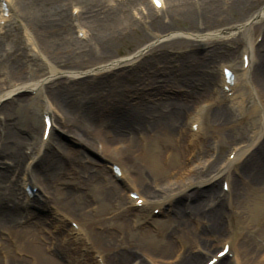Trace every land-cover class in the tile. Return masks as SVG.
Instances as JSON below:
<instances>
[{
  "label": "bare ground",
  "instance_id": "bare-ground-1",
  "mask_svg": "<svg viewBox=\"0 0 264 264\" xmlns=\"http://www.w3.org/2000/svg\"><path fill=\"white\" fill-rule=\"evenodd\" d=\"M168 1L170 7L176 4L183 6L186 11L192 5L186 0ZM204 1L206 0H201L203 3ZM137 2L143 9L147 10L150 7L147 1L138 0ZM162 2L167 6V1L165 3V0H162ZM151 4L153 7L157 6L154 0H151ZM0 5L4 7L2 0ZM82 8L85 10V7ZM85 13L88 14L87 10ZM55 14H58L53 15L56 18H62L59 15L61 12L57 11ZM263 14V11L259 12L255 19ZM18 16L29 17V15ZM87 16L85 15V18ZM5 20L6 17L0 12V73L10 83V86L0 93V116L4 123L0 128V159L4 161L3 166L8 165L4 171L0 172V239L3 234L6 236L3 238L6 239L5 242L0 247H3L2 251L6 252L10 245L14 249L13 253L20 252V255L15 257L13 253L6 254V260L3 261L0 258V264H61L62 261L76 264H135L128 257H137L135 253L147 249L148 245H145V242L150 234L148 236L144 231L139 235L134 234L128 229L127 223L134 217L140 224L143 218L139 219V217L144 215L142 210L153 203L156 205L155 209L169 211L168 222L159 225V231L163 235L167 238L173 235L178 238L188 236L189 240L184 239L186 244L197 243L203 252H207L211 245L203 238L202 233L193 234L192 226L202 228L211 235L222 232L217 210L209 207L208 202L212 198L211 202H218L217 205H220L234 192V182H228L231 171L236 172V178L240 181H248V183L245 182L247 185L258 186L259 182L264 184V76H262L264 59L256 63L249 86L255 98L250 109L247 107L248 99L243 92V83L248 82L249 61H243L241 57L239 62L231 67L232 71L230 67L228 68L235 75L234 67L239 68L246 64L241 75H235L232 85H228L224 67L219 72L218 80H208L210 84L215 81L214 85L223 90V92L212 90L213 97H210V106L214 108L220 127L222 124L223 128L229 126L231 129L235 128L231 114L240 119L238 120L240 126H247V134L231 146L225 158L220 161L219 158H214L217 151L216 145L212 143L209 147L202 144L198 132L199 119L186 117L187 107L182 108L180 104L169 102L168 99L162 97L140 99L141 104L134 107L112 104L108 116L101 115L100 110H98L100 112L97 111L96 107L100 98L105 97L103 91L112 93L117 89L127 88V85L140 83L150 73L157 72L153 61L145 60L141 48L133 52L132 59L124 62L111 56L109 42L113 38H120L122 31L129 24L119 22L104 29L86 22L83 24V29L86 28L87 31L59 33L58 38L52 39L55 42L40 33L25 32V40L21 47L15 40V34L2 27ZM78 20L82 22L83 16H78ZM247 27L248 24H245L240 30L246 32ZM79 38L83 42L79 41ZM252 53V47L249 44V48L244 50L243 55L249 59ZM59 58L65 63L70 61L72 66H66V69L59 67L55 64V59L59 60ZM29 66L35 68L31 67L27 73L26 68ZM152 68L153 71H151ZM192 68L195 69V67ZM200 76L198 75L202 81L207 80L203 75ZM100 89L103 91H99ZM25 91H30L36 97L39 93L47 95L49 92L54 97V101L51 99V104L47 106L45 101L36 97L35 100H23L20 97ZM3 98H11L12 104L1 103ZM26 102L31 103L34 110L46 122L53 119L55 129L58 126V129L71 139L94 150L102 157L105 165L103 164L102 167L89 160H79L81 153L70 154L51 138L46 142L42 138L41 141L45 144L44 149L47 148L49 151L40 154L41 149H37L29 154L26 160H22L21 147L24 143L18 140L17 134H13L12 127L7 122L13 117L15 109L12 105L22 107ZM71 115L76 116L77 119L69 120L68 117ZM182 130L187 131L183 133ZM54 132L55 130L52 133ZM177 134L180 137L174 140ZM128 135L132 137L128 139ZM41 143L40 148L43 147ZM257 151H262L263 161L258 167L259 171L253 175V170L245 168L244 165L251 162ZM118 163L123 167L120 168ZM106 167L109 169L108 174L104 170ZM240 168H242L241 171H239ZM173 171L176 172L179 181L168 184L166 182L170 180L169 175ZM17 174L22 175L24 189L34 182L32 185L36 188L35 196H38V191L41 190L48 197V200L41 201L39 210L43 209L42 205H47L49 201L58 212V216L61 214L62 219L71 218L76 224L78 223L79 229L73 231L75 235L72 236V232L66 237L64 242L66 246L61 254L49 252L43 238L39 236L37 224L31 222L35 216L30 211L38 207L35 206L30 210L32 204L29 205L30 199L26 192L21 197L15 186L11 184V186L6 184L8 186L5 188L2 186V183L12 181V177ZM25 174H28V178ZM108 175H111L112 179L122 181L124 186L128 187L130 194L133 193L130 185L134 181L138 183L140 190L137 193L134 192L137 195L136 201L126 196L122 197L120 192L117 193L114 188L116 186L107 181ZM67 176L72 177L70 187L76 184V188L80 187V190H84L87 196L95 200L96 216L94 219H89V222L87 219L84 220L83 206L86 204L85 200H82L84 198L80 199L70 190L59 193L53 189L56 184L64 182L63 179ZM217 182L226 184L227 192L221 195L222 191H217ZM158 183L162 184L163 187H160L166 194L163 193L161 200L154 199L152 202L150 198H153L155 194L150 189L158 188ZM200 188L204 190H199ZM246 194L245 192L237 193L231 200V206L237 209L248 206L254 218L264 217V209L260 207V201L254 199L256 204H252V200ZM183 197L190 204L182 210L176 208L177 204H171ZM205 198L207 199L204 200ZM137 200L140 201L138 204H141L139 209L141 211L138 210V213L134 209L137 207ZM124 205L127 208L116 213V210L123 208ZM259 208L262 209L261 215H258ZM22 209L30 210L27 216L32 219L28 226H21L18 219L22 215ZM107 216L110 218L107 219ZM112 228L117 236L110 234L109 230ZM97 229H100L102 233L96 232ZM262 230L260 235L264 236V227ZM82 239L89 243L91 248L81 246ZM142 240L145 241L142 242ZM151 240L154 241L153 238ZM161 242L158 241L156 246ZM222 244L221 250L205 264H220L217 255L219 253L223 254V258H229L232 252L229 249L231 241ZM166 245L169 246L170 243ZM92 249L96 250L99 258L89 255ZM246 249L251 250L250 255L254 254V250L250 247L247 246ZM104 257L110 259L108 263ZM234 260L238 264L241 262L238 255ZM197 263L198 258H191L178 264Z\"/></svg>",
  "mask_w": 264,
  "mask_h": 264
},
{
  "label": "rangeland",
  "instance_id": "rangeland-1",
  "mask_svg": "<svg viewBox=\"0 0 264 264\" xmlns=\"http://www.w3.org/2000/svg\"><path fill=\"white\" fill-rule=\"evenodd\" d=\"M2 1L4 2V7L0 5V12L1 15L6 17L2 27H5L4 30L9 29L15 34V40L21 47L25 40V32L28 34H33L34 32L40 33L46 38L55 40L58 38L59 33L87 31L86 28L83 29V24L86 22H89V24H96L98 28L103 27L104 29L111 25L114 26L116 23L119 24V22L129 24L126 25L127 28L122 31L120 38H113L109 42L111 56L124 62L132 59L133 52L137 48H141L143 49L142 55L145 56V60L151 59L157 72L150 73L148 77L143 78V81L140 83L129 84L127 88L117 89L112 93L100 89L99 91H103V96L105 97L100 98V102L97 104L96 109L97 111H102L101 115L108 116L112 104L134 107L137 104H141L140 99L145 100L151 97L168 99L169 102L180 104L182 108L187 107V109H185L186 117H195L199 119L198 132L201 136L202 144L209 147L212 143L216 145L217 151L214 158H219L220 161L225 158L231 146L238 143L247 134V126H240L238 122L240 119L234 117L231 113L230 117H232L235 128L231 129L230 126L228 128H223L222 124L220 127V121L214 113V108L210 106V97H213L212 90H218L220 92H223V90L216 84L214 85L215 81L211 82V84L209 81L213 79L218 80L217 77L219 72H221L224 67V75L228 81V85H232V80L235 78V75L240 76L246 64L239 68L234 67L233 72H235V75L231 72V67L235 66L241 57L244 59L243 61H249L248 82L243 83V92L248 99L247 107L250 109L255 98L249 86L251 85L256 63L258 60L264 59V14L255 19V16H257L259 12H264V0H206L204 3L201 2V0H186L190 5L192 3L188 11L184 10L183 6H177L176 4L170 7L168 5V0H165V3L167 1V6H165L161 0L160 4L154 7L151 4V0H144L149 2L150 5L147 10L140 6L137 2L138 0ZM82 7H85V10H83ZM86 10L88 14L85 13ZM57 11L61 12L59 15H61L62 18L59 19L53 16L58 15L55 14ZM18 15H29L30 18H24V16L20 18ZM85 15L88 16L85 18ZM89 15H91V17ZM78 16H83L82 22H79ZM245 24H248V27L247 31L243 32L240 28ZM53 40L52 42H55ZM79 41L83 42L80 38ZM249 44L252 47L253 53L248 59L246 55H243V52L249 48ZM25 53H27V51ZM142 57L143 56H141V58ZM70 63V61H66L65 63L60 58L59 60L55 59V64L61 68L63 67L66 69V66H72ZM31 67L32 69L35 68L34 66L27 67V73ZM192 67H195V69ZM229 67L231 71L228 70ZM151 71H153V68ZM198 75H203L207 80L202 81V79H200L201 76L198 77ZM262 76H264V73ZM9 84V80L0 73V93L4 92L6 88L10 86ZM50 94L49 92L47 95L39 93L36 97L30 91H25L20 98L30 101V99L36 97V99L38 98L45 101V104L48 106L51 104V99L54 101V97ZM2 101L1 103L3 104H12L11 98H3ZM224 104H226V102H224ZM12 107L15 109L13 111V117L7 124L12 127L13 134H17L18 140L24 143L21 147L22 160H26L28 155L37 149H41L40 154L47 150L49 151L47 148L44 149L45 144H42L41 141L42 138H44V142L51 138L53 142L59 143L66 152L70 154L81 153L82 156H79V160H89L103 167L104 163L99 154H96L94 150L84 147L82 143L71 139L66 133L58 129V126L57 129H55L53 126V119L46 122V120L34 110L31 103L26 102L22 107L14 105H12ZM85 107L88 108V106ZM68 119L73 121L77 118L71 115ZM2 125H4V123L0 116V128ZM54 130L55 132L52 133ZM184 130H182L183 133L187 131ZM131 137L132 136L128 135V139ZM179 137L180 135L177 134V138L174 140H178ZM174 140L173 142H175ZM40 143L43 145L42 148H40ZM261 152L257 151L251 162L244 165L245 168H249L251 171L253 170V175L259 171L258 167L262 164L263 155H261ZM3 162L4 161L0 159V172L4 171L8 166H3ZM23 163L25 162L23 161ZM118 166L120 168L121 166L123 167V165L120 164ZM241 169L242 168H240L239 171H241ZM104 170H106V174H108V167L104 168ZM231 173L232 174L228 177V182H234V192H232L229 197H226L220 205H217L218 202H211L210 200L212 198L208 202L209 207L217 210V217L220 219L222 232L218 235H211V233L208 234L206 231H203L202 228H195V226H192V233L195 235L202 233L203 238L211 245L208 251H205L206 253L197 246V243L189 242L186 244L184 239L189 240L190 238L188 236L178 238L173 235L167 238L166 235H163L162 232L159 231V225L168 222L169 211H167L168 209H155L156 205H153L155 204L153 203L146 206L144 209L142 208L144 215L140 213L142 216L139 217V219L143 218L140 224L134 217L127 223L128 229H130L131 232L133 231L134 234L139 235L142 231H144L145 234L147 233L148 236L150 234L145 242V245H148L147 249L140 253H135L137 257L129 256L128 258H131L132 262L135 264H178L181 261L190 260L191 258H198L197 264H205L208 259L212 258L221 250L220 245L222 243L231 241L229 249L232 250V252L229 258H223L222 253L217 254L220 264H238L234 260L236 255H238L241 260V262L239 260L240 264H262L264 261V236H261L260 233L263 231L264 217L257 218L256 216L254 218L252 210L248 209V206L245 205L246 208L244 207V209L233 208L231 206V200L237 193L244 194L245 192L247 193V197L252 200V204H256L254 203V199H257L260 201V207L264 209V184L259 182L258 186H253L252 184L247 185L248 181H240L236 178V172L231 171ZM26 175L28 178V174H25V176ZM169 176L171 178L166 183L169 184L170 182L171 184H175L176 181H179L176 172H170ZM21 179L22 175L17 174L12 177V181L2 183L4 188L8 186L6 184L15 186V189L18 190V194L21 197H23L28 187L33 191V196L29 198V205L32 204L30 210L35 206L38 207V209L35 208L34 211L22 209V215L18 218L21 222V226H28L30 224V219L32 218L28 217L27 214L29 211L32 212L35 217H33L31 222L37 224L36 226L40 232L39 236L43 238V242L45 246L49 248V252L61 254L66 246L64 243L66 237L73 231L79 229L78 223L76 224L71 218L62 219L61 214L58 216V212L49 201L47 205H42L44 210H39L41 201L48 200V197H46L41 190L38 191L39 195L35 196L36 188L32 185L34 182H31V186L27 185L24 189ZM63 181L62 183L56 184L53 189L57 190L59 193L70 190L73 194H77L80 199L84 198L82 199L86 202L85 206H83L85 209L83 212L84 220L87 219V222H89V219H94L96 216L94 211L97 207L95 200L87 196L84 190H80V187L76 188V184L70 187L72 183L71 176H67ZM107 181H110V184L112 183V185L116 186L114 188H116L117 193L120 192L122 197L125 198L126 196L136 201L137 195L135 193L140 190V185L138 183L134 181L133 184L135 185H130L133 191V193L130 194L127 189L128 187L124 186L122 181L112 179L111 175H108ZM236 183L238 185L237 187ZM157 185L159 186L158 188L151 187L150 189V191L155 194L153 198H150L152 202L154 199L161 200L164 195L163 193L166 194L161 188L163 187L162 184L158 183ZM216 187L218 192L222 191L221 195L227 192V186L224 183L217 182ZM199 190L204 189L200 188ZM206 199L207 198L204 200ZM138 203H140L139 200H137V207L134 208L137 213L141 211L139 210L141 204ZM171 204H177L176 208L182 210L190 203L183 197L171 202ZM126 208L127 206L124 205L123 208L117 209L116 213H120L122 209L125 210ZM259 210L260 208L258 209V215H261L262 209ZM106 218L109 219L110 216ZM112 222L114 223L115 220ZM96 232L100 233L101 231L97 229ZM109 232L117 236L113 228L109 230ZM71 235L74 236L75 233L73 232ZM4 237L6 236L3 234L0 239L2 242H0V246L6 240L3 239ZM152 238L154 241L151 240ZM144 241L142 240V242ZM158 241L162 242L160 245L156 246ZM167 243H170V245L167 246ZM82 245L91 248L89 243L84 242V239L81 240V246ZM246 245L254 250V254L252 253V255H250L251 250L247 251ZM2 250L3 247H0V258L3 261L6 260V254L9 255V253L14 252V249L10 247V245L8 246V251L6 250V252H3ZM83 252L84 251H82V253ZM90 253L89 255L99 258L96 250L92 249ZM13 254L15 257H18L20 252H15ZM137 254H139V256ZM104 259L107 263L110 260L105 257ZM61 264L76 263L62 261Z\"/></svg>",
  "mask_w": 264,
  "mask_h": 264
},
{
  "label": "snow or ice",
  "instance_id": "snow-or-ice-1",
  "mask_svg": "<svg viewBox=\"0 0 264 264\" xmlns=\"http://www.w3.org/2000/svg\"><path fill=\"white\" fill-rule=\"evenodd\" d=\"M157 3H159V0H156Z\"/></svg>",
  "mask_w": 264,
  "mask_h": 264
}]
</instances>
